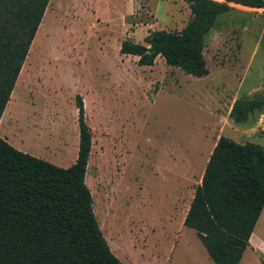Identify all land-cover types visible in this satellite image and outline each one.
<instances>
[{
    "label": "rangeland",
    "instance_id": "rangeland-1",
    "mask_svg": "<svg viewBox=\"0 0 264 264\" xmlns=\"http://www.w3.org/2000/svg\"><path fill=\"white\" fill-rule=\"evenodd\" d=\"M0 123L15 148L60 167L77 155L75 97L91 128L85 182L111 252L124 264H213L182 216L219 136L264 146V8L231 4L205 37L208 72L119 52L151 30H181L184 0H50ZM264 240V210L257 224ZM208 259V260H207Z\"/></svg>",
    "mask_w": 264,
    "mask_h": 264
},
{
    "label": "trees",
    "instance_id": "trees-1",
    "mask_svg": "<svg viewBox=\"0 0 264 264\" xmlns=\"http://www.w3.org/2000/svg\"><path fill=\"white\" fill-rule=\"evenodd\" d=\"M50 0H0V123ZM181 30H151L144 43L124 39L119 52L150 66L157 56L186 74L208 72L205 37L231 4L264 0H184ZM78 147L67 167L21 151L0 137V264H124L105 240L85 182L91 128L75 97ZM264 97L234 99L229 117L245 123ZM264 206V146L219 136L195 187L183 225L195 231L214 264H238Z\"/></svg>",
    "mask_w": 264,
    "mask_h": 264
},
{
    "label": "crops",
    "instance_id": "crops-1",
    "mask_svg": "<svg viewBox=\"0 0 264 264\" xmlns=\"http://www.w3.org/2000/svg\"><path fill=\"white\" fill-rule=\"evenodd\" d=\"M230 108H231V106H230ZM193 194H191V198H190V200H189V202L187 204V207L185 209V212L183 213V216L181 218L182 224H183V220H184L186 211H187V209L189 207V203H190V201H191V199L193 197ZM263 210H264V206H263V208H262V210L260 212V215H259V217H258V219H257V221L255 223V226H254V228L252 230V233H251V235L249 237L248 245L245 247L238 264H264V240L261 238L260 231L257 229V224H258L259 220H261V216L263 214ZM208 264H212V263H210L208 261Z\"/></svg>",
    "mask_w": 264,
    "mask_h": 264
}]
</instances>
